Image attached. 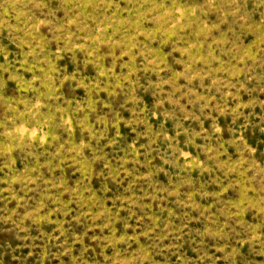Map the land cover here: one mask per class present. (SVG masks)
<instances>
[{"label":"rangeland","instance_id":"obj_1","mask_svg":"<svg viewBox=\"0 0 264 264\" xmlns=\"http://www.w3.org/2000/svg\"><path fill=\"white\" fill-rule=\"evenodd\" d=\"M0 264H264V0H0Z\"/></svg>","mask_w":264,"mask_h":264}]
</instances>
